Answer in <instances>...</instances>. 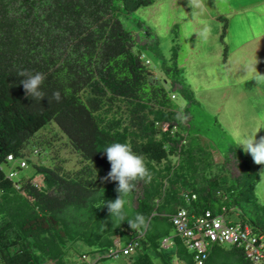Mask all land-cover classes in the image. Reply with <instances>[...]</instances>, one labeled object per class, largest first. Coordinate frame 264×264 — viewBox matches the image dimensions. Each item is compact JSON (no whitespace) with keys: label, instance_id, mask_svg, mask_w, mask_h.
I'll use <instances>...</instances> for the list:
<instances>
[{"label":"trees","instance_id":"1","mask_svg":"<svg viewBox=\"0 0 264 264\" xmlns=\"http://www.w3.org/2000/svg\"><path fill=\"white\" fill-rule=\"evenodd\" d=\"M153 2L0 0V264H101L112 258L115 238L122 246L135 244L126 264H175L172 257L176 264H196L194 253L173 234L171 216L181 207L191 215L251 208L254 218L238 217L264 237V205L254 194L259 173L236 154L237 175L225 171L230 158L217 168L207 141L191 131L189 106L173 102L133 48L155 47L154 41L139 43L119 19L120 12ZM220 18L226 57L227 23ZM143 33L151 32L146 27ZM161 69L187 103H198L179 81L175 51L162 59ZM37 71L45 76L40 101L25 94L20 75ZM52 124L76 153V166L50 153L52 142L43 130ZM115 141L143 155L152 174L150 182H136L122 219L112 217L105 203L118 196L117 182L104 179L110 162L103 148ZM35 148L43 150L46 163L26 157L32 173L10 178L11 168L21 169L17 161ZM9 154L14 161L7 160ZM37 175L40 186L33 183ZM137 213L147 225L131 228L126 220ZM167 237L169 248L162 245ZM82 252L92 259L83 260ZM204 264L251 263L241 249L213 244Z\"/></svg>","mask_w":264,"mask_h":264},{"label":"rangeland","instance_id":"2","mask_svg":"<svg viewBox=\"0 0 264 264\" xmlns=\"http://www.w3.org/2000/svg\"><path fill=\"white\" fill-rule=\"evenodd\" d=\"M220 16H224L227 23L226 57L219 35L224 24ZM119 19L125 28L136 33L139 43L154 41L155 47L139 48L136 43L133 48L139 49L158 81L173 94V102L181 107L189 106L191 131L207 141L212 162L219 163L217 168L230 158L225 161V171L237 175L236 154L247 160L252 171L259 173L254 194L264 205V165L254 163L250 154L235 146L230 135V130L236 129L251 133L257 119L264 120V77L259 76V73L264 74V0H154L134 12H120ZM137 19L144 22L143 27H139ZM146 27L151 32L149 37L143 33ZM174 51L182 69L179 81L184 82L198 100L197 104L187 103L181 87H174L172 77L161 69L162 59H169ZM43 132L52 142V156L63 159L67 167L76 166V153L62 142L65 136L56 125L52 124ZM256 135L257 138L264 136V128ZM25 153L36 163L48 160L39 148ZM15 170L18 176H24L32 173L33 167L29 164L21 169L15 166ZM34 181L41 183L39 177ZM242 210L232 211V215L254 218L251 208ZM262 241L264 243V237ZM86 249L85 245L78 247L83 252ZM165 253L170 251L165 250ZM132 256L107 258L101 264H126ZM87 257L89 261L92 259L90 254Z\"/></svg>","mask_w":264,"mask_h":264},{"label":"clouds","instance_id":"3","mask_svg":"<svg viewBox=\"0 0 264 264\" xmlns=\"http://www.w3.org/2000/svg\"><path fill=\"white\" fill-rule=\"evenodd\" d=\"M146 62L148 63L147 60ZM20 75L24 77L21 83L23 85V88L25 89V94L27 96L31 97L34 101L37 100L40 101L41 98L46 96L44 95L42 90V85L45 79L43 73L39 71L30 74H25L24 72H21ZM259 76L264 77V74L259 73ZM172 95L173 94L171 93L170 96ZM262 128H264V120L257 119V122L251 133L244 132L242 129L230 130V135H232L233 137L235 146L241 148L245 153L250 154L254 163L260 165H264V136H260L259 138H257L256 134ZM103 151L104 153H106L107 160L110 162V171L107 173V176L104 179L116 181L117 183L115 190L118 193V196L115 200L105 201V203L107 204L108 210L112 217H115L117 219H122L125 214L124 208L128 204L127 197L135 189L136 182L144 181L145 183H148L152 180V174L146 165L145 158L143 157V155L134 152L131 146L127 142H118V141L112 142L104 146ZM7 160L14 161V157L12 156V159L9 160L7 156ZM21 161L25 162L24 166L20 165ZM17 162L20 165V168L26 167L27 166L26 156L21 157ZM15 166L17 167V164H15ZM15 166L11 168V171L16 172V174L12 177L18 178L19 176L17 174V170H15ZM36 177H39L41 179L40 175H37ZM34 179H33V183L35 186H40L42 184V180L41 183L39 184L38 182L36 183ZM16 187L18 188L19 185L16 184ZM184 194H186V192ZM191 195L189 196L191 197ZM231 211H229V213ZM126 221L131 226V228L147 225L146 218L139 213L136 214L134 219H128ZM167 238L170 239L171 237H167ZM115 240L118 241L120 247L122 248L126 247L121 245V242L119 241L118 238H115L114 241ZM70 249L71 248H69V250ZM133 253L134 251H132L130 254ZM130 254H121L119 256L122 255L127 256ZM81 257L83 260L87 259V256L85 254H83ZM112 258L116 259L117 257L116 258L112 257ZM43 264H54V262L53 260H47Z\"/></svg>","mask_w":264,"mask_h":264},{"label":"built area","instance_id":"4","mask_svg":"<svg viewBox=\"0 0 264 264\" xmlns=\"http://www.w3.org/2000/svg\"><path fill=\"white\" fill-rule=\"evenodd\" d=\"M8 159H12L8 155ZM25 165L24 161L20 162ZM15 171L9 172L12 177ZM194 194L191 198H194ZM174 225V234L178 235L187 250L194 253L196 264H204L209 250L213 244L232 245L243 251L245 258L251 264H264V243L262 236L258 235L249 222L239 218L230 219V213L224 207L221 211L206 210L198 215H191L185 208H179L171 216ZM169 241L165 238L162 244ZM135 249V244L122 248L117 240L114 241L108 255L118 257L121 254H130Z\"/></svg>","mask_w":264,"mask_h":264},{"label":"bare ground","instance_id":"5","mask_svg":"<svg viewBox=\"0 0 264 264\" xmlns=\"http://www.w3.org/2000/svg\"><path fill=\"white\" fill-rule=\"evenodd\" d=\"M238 216V215H237ZM230 219L231 220H235L236 219V217L234 216V215H232V211L230 212ZM172 242V241H171ZM166 248H169L170 246H171V244L170 243H166L165 245H164ZM82 254H83V252H82ZM93 261V260H92ZM97 261V258H96V260H95V262ZM174 261V263L176 264V262H175V259L173 260Z\"/></svg>","mask_w":264,"mask_h":264}]
</instances>
